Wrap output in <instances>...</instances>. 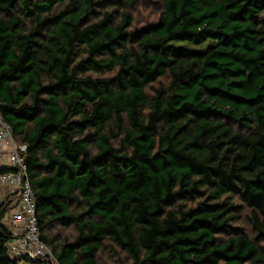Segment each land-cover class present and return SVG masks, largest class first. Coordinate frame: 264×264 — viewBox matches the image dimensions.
<instances>
[{"label":"trees","instance_id":"16d2710c","mask_svg":"<svg viewBox=\"0 0 264 264\" xmlns=\"http://www.w3.org/2000/svg\"><path fill=\"white\" fill-rule=\"evenodd\" d=\"M133 3L0 0L40 239L58 264H264V0H161L138 27Z\"/></svg>","mask_w":264,"mask_h":264},{"label":"built area","instance_id":"2783aa9c","mask_svg":"<svg viewBox=\"0 0 264 264\" xmlns=\"http://www.w3.org/2000/svg\"><path fill=\"white\" fill-rule=\"evenodd\" d=\"M27 144L18 143L10 125L0 114V186L11 206L4 214L10 224L7 255L19 264H58L50 248L40 239L35 194L27 176Z\"/></svg>","mask_w":264,"mask_h":264},{"label":"rangeland","instance_id":"374dc122","mask_svg":"<svg viewBox=\"0 0 264 264\" xmlns=\"http://www.w3.org/2000/svg\"><path fill=\"white\" fill-rule=\"evenodd\" d=\"M161 5V0H134L133 6L131 7V13L133 15L132 26L138 27L147 22L156 20L160 13ZM161 82H164V80H161ZM0 193V200H3V196H5L4 191L1 190ZM12 202L11 206L14 205V201ZM245 214L246 210L244 209L236 226L242 228L247 235L252 236L253 231L245 219ZM5 226L10 228L8 220H5ZM59 230L61 236L72 237L74 233L71 227ZM120 259H123V254L116 255V252H110L107 249H104L99 255L98 264H119Z\"/></svg>","mask_w":264,"mask_h":264}]
</instances>
